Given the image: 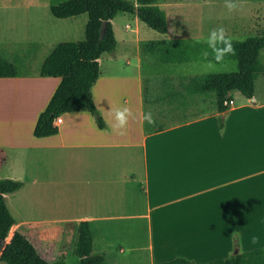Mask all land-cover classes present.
Returning <instances> with one entry per match:
<instances>
[{"label":"crops","instance_id":"crops-1","mask_svg":"<svg viewBox=\"0 0 264 264\" xmlns=\"http://www.w3.org/2000/svg\"><path fill=\"white\" fill-rule=\"evenodd\" d=\"M164 11L168 19V12ZM10 14L19 15L0 12V19L9 18ZM128 15L135 21L134 64L130 65V58L121 57L116 49L107 59L103 53L99 58V77L92 88L106 129L94 126L87 111L69 112L61 115L62 123L56 134L35 137V123L60 78L40 74L22 77L20 73L0 78V102L10 103L2 106L0 116V168L9 165L10 154L29 150L48 152L56 146L83 149L81 155L60 157L65 164L71 161L66 164L65 178L70 181L75 178L79 200L85 204L86 210L78 222L87 220L107 235L114 233L111 230L116 223L128 225L130 229L123 239L128 237L130 243L124 246L117 233L118 244L109 245L112 257L120 264L123 258L139 255L141 251L148 252V264H159L173 257L196 264L235 255L250 244L263 247L264 88L259 91L255 87L251 98L235 90L226 110L218 111L213 101L210 112L203 114L199 98L207 94L188 93L180 84L181 77L190 75H179L178 86H164L160 90L154 85L161 78L176 74H152L150 67L153 69L154 64L148 59L144 68V59L136 47L140 43L143 48L147 41L162 39L142 38L146 32L142 22L135 15ZM115 17L111 23L117 45ZM157 34L167 41L186 39L182 30L172 32L169 27L165 34ZM144 82L148 84L146 91ZM29 94L31 107L25 100ZM124 107L131 116L124 134L118 135L113 129L114 111ZM148 112L152 113L154 124L143 121V114ZM190 114L194 116L183 119ZM69 129L84 139L69 137ZM49 159L53 164L59 160L55 156ZM36 165L41 171V164ZM50 169L49 162L46 176ZM23 172L5 171L0 179L22 181ZM22 182L16 193L26 188L28 182ZM7 197L10 198L9 194ZM141 227L146 235L143 246L136 244ZM253 236L259 238L256 244L251 243ZM156 250L161 261H155Z\"/></svg>","mask_w":264,"mask_h":264},{"label":"rangeland","instance_id":"rangeland-1","mask_svg":"<svg viewBox=\"0 0 264 264\" xmlns=\"http://www.w3.org/2000/svg\"><path fill=\"white\" fill-rule=\"evenodd\" d=\"M63 1L65 0H0V12H18L20 15L10 14L9 18L0 19V55L13 62L22 77L39 74L43 60L58 42L84 39V28L88 20L86 13L67 19H56L51 15L49 4L54 5ZM124 1L134 2V0ZM233 2L238 3L241 7L232 12L225 7L226 0H170L158 3L157 6L168 12L167 21H169L170 30L172 32L182 30V36L190 40L202 42L212 29L218 27H223L231 40H242L248 36L256 35L262 30L264 27V0H233ZM27 5H31V7L27 8ZM114 24L118 36L115 49L119 55H122L121 57L130 58V65H133L135 59L134 46L132 47L135 31L134 18L131 15L119 13L114 19ZM142 27L146 31L145 34L141 35L142 38L146 40L166 39L143 23ZM125 47L127 48L124 49ZM31 48H33L32 51ZM136 50L144 59V68L147 67L145 59L154 64L153 69L150 67L152 74L177 75L170 78L164 77L155 82L154 85L160 90L164 86H178L179 75L193 76L237 70L236 61L231 59H226L223 64L217 65L218 70L208 71L205 69L206 61H192L182 64L162 63L156 59L155 55L145 52L140 43ZM5 53H10V55L7 56ZM109 54L111 53H105V59L110 57ZM261 63L264 71V49L261 51ZM123 65H125L124 62ZM255 83V87L259 91L262 87L264 88V72L258 75ZM146 85L148 86L147 82H144L145 91L148 89ZM213 98L214 95L211 93L200 96L199 101L202 102L200 104L202 110L200 111L203 114L210 112L213 101L215 102V98L214 100ZM25 100L29 101L31 107L30 94ZM132 100H134L133 97ZM2 101V103L0 102V116L3 115L2 106L10 105V103ZM194 114L198 115L199 113ZM89 115L93 125L97 127L95 117L90 113ZM191 116L194 115H184L183 119ZM86 128L87 132L90 133L88 127ZM24 134L26 136V132ZM68 135L74 139H84L82 135H76L71 129L68 130ZM56 147L42 153L29 150L10 154L9 165L0 168V174L5 171H11L12 174H22L23 170L22 181L28 182L24 190L10 193V198H6L8 200H6L7 206L15 219V225L11 228L9 236L15 230L20 231L32 242L39 254L51 264H80L79 258L74 254V246L77 239L78 218L84 214L86 208L85 204L79 200L77 193L79 185L74 183L75 178L72 177L73 180L71 181L65 178L67 176L66 164H70L71 161L65 164L60 160V157L65 154L81 155L83 149ZM52 156L59 159L56 163L54 162L55 164L49 159ZM38 159L39 161H37ZM49 162L52 164V170H48L49 175L46 176ZM36 163L41 164V171L38 170L39 167ZM35 181L37 184H32ZM59 196H61L60 200L58 199ZM113 228L114 230L111 231L114 233L111 232L107 235L102 233L96 225L91 226L94 239L93 251H103L106 264H120L112 257L113 250L109 246L115 247L118 244L117 233L122 237V241L124 240V246L130 243V241L127 242L128 237L123 239L124 233L130 229L128 225L116 223ZM136 238L139 240H136L137 245H146V242L143 241L146 239L143 227H141L140 235H137ZM2 246L0 242V248ZM247 246L249 247L245 248L244 251L252 250L251 248L254 246L259 247L252 244ZM157 254L156 250L154 257L156 262L162 260L158 259ZM231 255H227L226 258ZM148 262L147 251H141L139 255H129L126 259H122L123 264H148ZM206 263L208 262L196 264ZM0 264L5 263L1 262Z\"/></svg>","mask_w":264,"mask_h":264},{"label":"trees","instance_id":"trees-1","mask_svg":"<svg viewBox=\"0 0 264 264\" xmlns=\"http://www.w3.org/2000/svg\"><path fill=\"white\" fill-rule=\"evenodd\" d=\"M170 0H65L50 6L55 18L76 17L86 13L88 20L84 28V39L80 41H62L55 44L41 64L39 74L43 77H59L60 82L52 94L47 106L39 114L33 134L35 137H47L57 133L51 127L56 116L69 112L87 111L95 117L99 129H106V123L92 96V88L99 77V58L103 53H112L116 48V39L112 19L117 13L135 15L139 21L159 34H165L168 23L164 9L158 3ZM183 1V0H171ZM105 21L104 34L100 37V26ZM235 60L234 72H215L203 75L183 76L180 84L188 93L213 94L218 111L228 108L233 91L251 98L255 91V80L263 72L261 51L264 49V27L256 35L242 40L232 39ZM143 50L155 55L162 63L182 64L192 61H205L202 53L211 50L204 42L187 39L150 40L143 44ZM19 75L14 63L0 55V78ZM23 182L16 179H0V242L6 240L15 219L6 204V194L20 190ZM93 233L90 222H78L77 239L74 254L80 264H106L105 256L93 252ZM0 262L5 264H51L44 259L32 242L20 231L15 230L0 252ZM159 264H195L176 257ZM206 264H264V246L239 252L228 258L209 261Z\"/></svg>","mask_w":264,"mask_h":264},{"label":"clouds","instance_id":"clouds-1","mask_svg":"<svg viewBox=\"0 0 264 264\" xmlns=\"http://www.w3.org/2000/svg\"><path fill=\"white\" fill-rule=\"evenodd\" d=\"M225 7L230 11L238 10L241 5L233 2V0H226ZM203 42L207 44L208 49L211 50V59L208 57L210 53L204 51L202 53L204 60L206 61L205 69L208 71H216L217 65L223 64L225 57L234 56L235 48L233 47V42L231 38L227 35L226 30L223 27H218L212 29L206 38H203ZM131 116V112L127 107L118 108L114 111L115 124L113 125L114 131L118 135H123L126 129L128 118ZM143 121H146L149 125L154 124L155 121L152 117V113L148 112L143 114ZM259 238L253 236L251 243L256 244Z\"/></svg>","mask_w":264,"mask_h":264},{"label":"built area","instance_id":"built-area-1","mask_svg":"<svg viewBox=\"0 0 264 264\" xmlns=\"http://www.w3.org/2000/svg\"><path fill=\"white\" fill-rule=\"evenodd\" d=\"M230 104H231V101H230ZM61 123H62L61 115L56 116V117L53 119L52 123H51V127H52L53 129H55V130H58L59 127H60V124H61Z\"/></svg>","mask_w":264,"mask_h":264},{"label":"water","instance_id":"water-1","mask_svg":"<svg viewBox=\"0 0 264 264\" xmlns=\"http://www.w3.org/2000/svg\"><path fill=\"white\" fill-rule=\"evenodd\" d=\"M105 27H106V22L105 21H103L102 23H101V26H100V37H102L103 36V34H104V30H105ZM5 244V240H3L2 241V245H4ZM0 252H1V250H0Z\"/></svg>","mask_w":264,"mask_h":264}]
</instances>
